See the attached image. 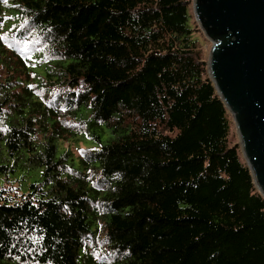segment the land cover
Returning a JSON list of instances; mask_svg holds the SVG:
<instances>
[{
    "label": "trees",
    "instance_id": "1",
    "mask_svg": "<svg viewBox=\"0 0 264 264\" xmlns=\"http://www.w3.org/2000/svg\"><path fill=\"white\" fill-rule=\"evenodd\" d=\"M191 8L0 0V169L41 173L0 187V264H264V197Z\"/></svg>",
    "mask_w": 264,
    "mask_h": 264
},
{
    "label": "water",
    "instance_id": "2",
    "mask_svg": "<svg viewBox=\"0 0 264 264\" xmlns=\"http://www.w3.org/2000/svg\"><path fill=\"white\" fill-rule=\"evenodd\" d=\"M211 41L207 72L232 116L240 150L264 197V0H191Z\"/></svg>",
    "mask_w": 264,
    "mask_h": 264
},
{
    "label": "rangeland",
    "instance_id": "3",
    "mask_svg": "<svg viewBox=\"0 0 264 264\" xmlns=\"http://www.w3.org/2000/svg\"><path fill=\"white\" fill-rule=\"evenodd\" d=\"M191 11H192V8H191ZM192 15H193V12H192ZM192 17H193L194 27L197 29L194 33V36L197 37L198 42L201 46L203 57L205 61H207L208 56H209V51L212 45L211 41L204 35V32L199 28V26L197 25L194 19V16ZM230 119L232 121L231 141L236 142L239 145V139L236 133V129H235L232 116H230ZM63 146L67 147L71 151L73 158H75L77 154H79V151H78L79 148L92 147V144L90 141L85 140L82 137L78 136L76 139L70 140L68 142L67 141L63 142ZM40 178H41L40 170L21 171L19 169H15L14 172H11L10 170L5 171V170L0 169V187L8 188L9 193L11 194H14L15 192L17 193L26 192L27 187L32 182L39 181ZM16 188L18 189V191L16 190Z\"/></svg>",
    "mask_w": 264,
    "mask_h": 264
},
{
    "label": "bare ground",
    "instance_id": "4",
    "mask_svg": "<svg viewBox=\"0 0 264 264\" xmlns=\"http://www.w3.org/2000/svg\"><path fill=\"white\" fill-rule=\"evenodd\" d=\"M240 152H241V150H240ZM243 158V157H242Z\"/></svg>",
    "mask_w": 264,
    "mask_h": 264
}]
</instances>
